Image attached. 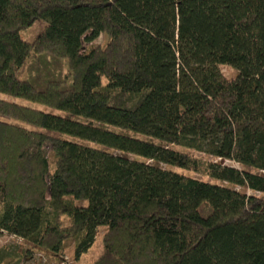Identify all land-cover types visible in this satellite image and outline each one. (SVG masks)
Instances as JSON below:
<instances>
[{"label": "trees", "instance_id": "16d2710c", "mask_svg": "<svg viewBox=\"0 0 264 264\" xmlns=\"http://www.w3.org/2000/svg\"><path fill=\"white\" fill-rule=\"evenodd\" d=\"M0 94V234L27 253L104 227L91 264H264V0H0Z\"/></svg>", "mask_w": 264, "mask_h": 264}, {"label": "rangeland", "instance_id": "374dc122", "mask_svg": "<svg viewBox=\"0 0 264 264\" xmlns=\"http://www.w3.org/2000/svg\"><path fill=\"white\" fill-rule=\"evenodd\" d=\"M42 25H43L42 22L34 21L28 28L22 30L19 33L20 38L24 41H30L33 38V36L39 31ZM105 40L106 39L104 36L103 37L99 36L91 44L102 45V43L105 42ZM219 70L221 74L226 78L231 77L233 75V71L229 67L220 66ZM0 98L8 99V97L3 96L2 94H0ZM14 101L21 103L23 105H26V106H30L35 109H39L46 113H51L54 115L67 117V115L61 111L53 110V109L46 108V107L39 106V105H30L29 103H26L25 101L18 100V99ZM74 119L80 120V118H74ZM188 121L189 120L186 116L180 115L179 126L180 127L186 126ZM104 127L109 130H112L113 132H116V133L119 132V133H122L128 136L137 138V139L150 140L148 137H144L136 133L124 131L116 127H111V126H104ZM58 136L62 139L78 141L69 136H64V135H58ZM176 149L180 150L178 148ZM191 154L202 160L207 159L200 153H191ZM222 163L225 165H232V163L228 160H224L222 161ZM172 170L178 173H183L186 176L202 178L199 173L184 172L177 168H173ZM72 203L75 206L83 207L85 206L86 201L85 200H73ZM103 231H104V227L97 228L93 241L90 244V246L86 249V251L81 253L76 259L72 257L73 249H72L71 240H65L62 245L63 247L62 253L60 255L54 256V255L43 253V252L36 251V250L30 253H27V249L29 246L25 244L22 240L14 236L7 235L5 233H1L0 234V258H1L0 264H91L99 256L101 252V236H102Z\"/></svg>", "mask_w": 264, "mask_h": 264}]
</instances>
